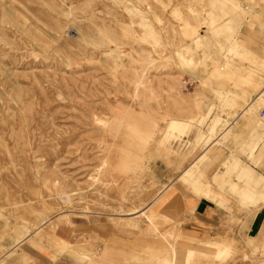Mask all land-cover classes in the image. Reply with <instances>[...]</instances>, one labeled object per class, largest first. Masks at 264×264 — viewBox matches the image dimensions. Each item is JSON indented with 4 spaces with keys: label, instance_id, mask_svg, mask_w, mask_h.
Segmentation results:
<instances>
[{
    "label": "rangeland",
    "instance_id": "rangeland-1",
    "mask_svg": "<svg viewBox=\"0 0 264 264\" xmlns=\"http://www.w3.org/2000/svg\"><path fill=\"white\" fill-rule=\"evenodd\" d=\"M253 33L264 40V0H0V247L39 239L74 264H264V230L215 258L220 237L168 205L179 157L184 182L210 187L221 120L201 117L196 69L264 76ZM252 103L247 126L264 128V90ZM243 167L238 179L254 176ZM239 186L253 203L259 185Z\"/></svg>",
    "mask_w": 264,
    "mask_h": 264
},
{
    "label": "crops",
    "instance_id": "crops-1",
    "mask_svg": "<svg viewBox=\"0 0 264 264\" xmlns=\"http://www.w3.org/2000/svg\"><path fill=\"white\" fill-rule=\"evenodd\" d=\"M247 39L249 51L263 59V37L253 33ZM251 69L252 67L246 63L242 75L230 79L218 78L213 74V67L200 66L195 72L198 80L196 91L200 94L201 117L210 120L216 117L221 120L216 128L218 136L211 147L213 152L207 169L210 187L202 182V186H197L193 190L184 182L183 177L192 160L179 157L174 163L176 169L172 168V176L169 178V181L173 182L174 190L170 194L168 205L172 203L178 205L180 213L190 226L188 229L204 238L215 236L227 240L237 239L244 234L248 238H254L264 230V185L260 183L261 179V182H264V156L261 154L264 150V128L255 126L258 128L253 129L254 126H247L250 114H243V111L251 109L252 102L256 105L259 94L264 90V76L247 77ZM235 85L238 88H235ZM226 97L231 98L230 101H236V106L227 105ZM245 100L247 103L244 105ZM262 110L264 108L258 111ZM227 132H231L232 136L223 143L220 140ZM256 144L259 147L254 151V156H251L250 148L257 146ZM228 166L232 170L230 174ZM243 166L249 167L254 176L245 174L243 170V180L238 179L240 171L244 169ZM257 175H262L261 179L254 182L253 179H256ZM244 181L259 185L253 203L251 200L243 202L241 196L233 190L234 185L240 184L237 188L240 191ZM258 197L260 198L257 200ZM144 210L146 209L138 210L137 213ZM0 264L74 263L65 259L54 260V247L35 239L34 242L12 243L7 249L0 247Z\"/></svg>",
    "mask_w": 264,
    "mask_h": 264
},
{
    "label": "bare ground",
    "instance_id": "bare-ground-1",
    "mask_svg": "<svg viewBox=\"0 0 264 264\" xmlns=\"http://www.w3.org/2000/svg\"><path fill=\"white\" fill-rule=\"evenodd\" d=\"M247 9H249V8H247ZM196 37H197V39L201 38L198 36H196ZM172 120L173 121L171 122V125H170L171 128L176 129V128H180L182 126L181 123H183V122L181 120H178V119H172ZM127 214H129V215L137 214V211H132V212L127 213ZM205 243H208V242H205ZM201 244L203 245L202 242H201ZM208 244H210V243H208ZM205 245H207V244H205ZM231 247H232V245L227 240H220L218 242H212L209 245V249H213V248L215 249V253H214L215 258H219L223 253H226V252L228 253V251L231 249ZM191 251L193 252V250H191Z\"/></svg>",
    "mask_w": 264,
    "mask_h": 264
},
{
    "label": "built area",
    "instance_id": "built-area-1",
    "mask_svg": "<svg viewBox=\"0 0 264 264\" xmlns=\"http://www.w3.org/2000/svg\"><path fill=\"white\" fill-rule=\"evenodd\" d=\"M183 83H184L185 90L189 91L194 86L195 82L192 81L191 79L190 80L186 79V80H184Z\"/></svg>",
    "mask_w": 264,
    "mask_h": 264
}]
</instances>
